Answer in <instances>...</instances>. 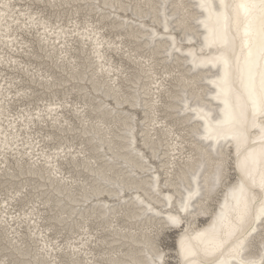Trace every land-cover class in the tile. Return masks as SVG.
<instances>
[{"label":"bare ground","instance_id":"bare-ground-1","mask_svg":"<svg viewBox=\"0 0 264 264\" xmlns=\"http://www.w3.org/2000/svg\"><path fill=\"white\" fill-rule=\"evenodd\" d=\"M60 1L68 7L86 2V14H96L92 10V2H96L94 8L100 7L102 11L100 22L97 23L102 24L114 16L108 28L124 32L112 39L102 32L106 26L98 28L96 22L92 24L85 19L82 26L80 22L74 26V20L78 18L72 22L69 20L66 26H62V20L58 22V19L52 24L49 16L50 20L40 18L42 12L38 10L30 14L31 6H22L24 12L20 20V6H14V0H0V66L4 64L7 69L10 62L14 69L22 70L24 66V72L32 74L30 84L35 81L36 72L38 82L44 80V90L49 92L61 87L57 85L77 82L76 87L81 94H96L94 102H99L83 101L82 106L72 102V106L66 100L57 98L56 102L42 103V108L37 104L36 110H32L36 112L34 114L28 110V106L26 110L23 108L12 116L8 112V102L20 94L26 98V92L31 89L14 90L13 82L20 84V78L2 76L6 72L0 69V174L5 170L8 178L18 180L16 176L20 174L12 170L10 156L16 164V170L33 179L38 176V180L44 182L40 183L38 190L47 188L49 194H40H48L49 197L40 203V208L51 204L55 210L54 215L44 217L42 214H46V210L41 212L34 207L38 206L34 202L28 212L22 208L14 216V210L8 211V208H12L10 204H16L14 198L24 194L16 190L12 198H6L8 202L1 199L0 224L6 230L12 220L16 222L10 230H6L12 240L8 238V250L4 252H9L7 255L17 264H159L156 249L158 241L164 253L163 264H219L220 260L227 259V249L223 257L206 256L202 249L226 201L229 205L234 203L232 189L244 177L242 163L250 152L259 153L261 148V130L260 127L252 126L247 92L239 76L248 59L249 49L252 59L264 65L259 56L264 36V15L259 8L250 9L245 14L240 5L251 3L252 0H134L136 4L132 0H100L99 5L98 0H70L72 4H69V0L49 2L51 6L58 2V7H62ZM89 2L91 6H88ZM255 2L258 4L259 0ZM77 8L79 10L80 6ZM105 8L114 11L109 12ZM70 9L78 14L76 8ZM16 10L18 14H14ZM123 14H130L132 18ZM18 22L24 26L33 25L30 30L34 28L36 38L40 36V46L44 44V50L50 48V54L46 52L44 60H48V56H56L54 44L60 42V56L58 60L54 58V64L63 60L60 66L68 64L70 74H66L62 66L60 72L66 77L50 76L46 70L43 76L38 70L42 64L36 68L30 62V66L21 64L24 62L18 61L17 52L28 56L35 52L30 51V42H24L22 36L17 34ZM70 24L72 28H68ZM28 34L32 36L30 32ZM50 36H54V40ZM74 36L80 38V46H84L79 48L82 56L86 52V44H90V54L83 59L79 57L80 54H70L71 50L76 52L72 46ZM40 50L42 48H38V52ZM108 50L124 52L122 56L134 58L136 64L132 63L137 68L136 72L139 71L138 76H135L136 73L133 76L126 75L120 62L118 66L113 64ZM33 57L36 58V54ZM225 59L228 61L227 71L233 87L232 94L227 97L228 103L238 120L241 106L245 107L248 115L244 125L218 124L225 115L220 114L221 110H226V97L221 93ZM169 66L172 69H168ZM88 67L92 68L91 72H88ZM160 67L164 71L162 76L156 70ZM28 68L34 70L30 72ZM54 68L58 69V66ZM143 68L146 72L142 71ZM260 71L259 67L255 69L257 81ZM5 78L10 82H6ZM84 82L91 85L90 91ZM125 83L130 84L131 87L126 86L130 93L123 89ZM38 87L42 88V84ZM10 88L16 94H10ZM4 98L10 100L4 102ZM67 106L74 108L72 114H80L78 120L80 126L83 124L82 132L81 128L76 130L66 116L68 112L64 110H68ZM135 108H142V120L136 119L137 114L132 111ZM45 118H52L50 124L54 127L58 124L60 134H66L68 129V132H80L86 138V146L83 144L74 150L75 144L66 146V143L73 142H68L67 138H64V144L52 150L40 146V138H32L38 136V132L30 134V130L42 122L46 125ZM255 121L258 126H264V118L259 114ZM238 129L245 131L246 142L232 138L233 132ZM22 130L26 138H22ZM58 138L60 136H56V140ZM42 140L52 141V134L42 136ZM65 162L74 167V174H64L62 165ZM262 168L264 165L257 163L252 169L253 174L258 175ZM25 187L30 188L24 184L20 190L26 192ZM35 190L32 192H38ZM252 196L258 206L260 190L254 189ZM6 212L12 218L6 220ZM170 216L179 217L180 224L170 226ZM202 218L207 221L201 224ZM38 219L50 221L41 224ZM22 224H28L26 232L30 238H38V248H31L28 241L21 237L24 236L20 231ZM169 233H176L177 256L171 254V249L163 244V236ZM200 233H204V236L198 237ZM34 240L30 242L34 244ZM240 240L244 241L242 258L255 264H264V220L249 217L244 229L234 238V242ZM182 241L184 251L181 250ZM189 248L195 255H188ZM0 264H6V259L0 260Z\"/></svg>","mask_w":264,"mask_h":264},{"label":"rangeland","instance_id":"rangeland-1","mask_svg":"<svg viewBox=\"0 0 264 264\" xmlns=\"http://www.w3.org/2000/svg\"><path fill=\"white\" fill-rule=\"evenodd\" d=\"M50 0H48V3H46V0H42V2L40 1H34V0H22L20 2H16V0H14L13 4L14 6H20V20H22V12H24V10H22V6L23 8H25L24 6H31L32 8H30V14H32V12H34V10H38V12H42V16H40V18H44V20H50V18L52 20H50V22H52V24H54V21L56 19H58V22H60V20H62V26H66V23L72 22V20H74V18H78V20H74V26H76V24H78L77 22H80V26H82V21L86 20H90V22H92V24H94V22H100V16H101V8H94V4H96V2H92V10L94 9V12H96V14H86V12L88 13V8H86V10H84V4H86V2H84V4H80L78 2V4H72V2H70L69 0V4H72V6H64V4H62V2L60 1V6L62 7H58V2H54V6L50 5ZM146 1V0H145ZM144 1V2H145ZM132 2H134V0H132ZM144 2H142V4H144ZM90 2L88 3V6ZM100 4V0H98V5ZM125 4H130V2H125ZM134 4H136V2H134ZM134 4H132V6L134 7ZM80 6L79 10L76 7ZM102 7V6H101ZM144 7V6H143ZM70 8H76V10H78V14H74V10H71ZM107 9L109 12L110 11H114V10H110L108 8ZM26 10H28V8H26ZM80 10H82V12H80ZM14 14H18V10H16V12H14ZM122 14V12H121ZM125 16L131 17L130 14H123ZM48 16L50 18H48ZM57 16H60V18H57ZM87 17V18H86ZM110 20H104V22H102V24H96V26H98V28H104V26H106V30H102V32L107 35L110 36V38L114 39V36H118L119 33L124 32V30H118V32H116V30H112V28H108V26H110V23L112 24L113 20H114V16H110L109 17ZM112 18V20H111ZM136 19V18H135ZM24 20H26V18H24ZM68 20V21H67ZM26 24V22H24ZM18 24H20V22H18ZM18 24H16V30H18L17 34H20V36H22V40H24V42H30V48H32V50L30 51H34L36 54V58H32V56H34L33 52H32V56H28V54H22V52H20V54L17 52L15 55H18V58H20V60L18 61H22L24 63L21 64H28V62H30V64H34V68H36V66H40V64H42V68H38V70H40V72H42V75L44 76V70H46V72H50V76L54 75V76H64L66 77V74H70L68 72V68H70V66H68V64H62V66H64V70H66V74H62V72H60V70H62V66H60V62H62L63 60H60V62H58V64H54V62H56V60H58V56H60V54H58V44H60V42H58V44H54V46H56V56H52V58H50V56H48V60H44V56H46V52H48V54H50V48H48V44H46V48H48V50H44V44H42V46H40V40H38V38H40V36H38V38H36V32H34V28H32V30H30V25L28 26H24V24H20V26H18ZM80 26H78V30H80ZM14 27V26H13ZM68 28H72V24H70V26H68ZM38 30H42V28H38ZM28 32H30L31 35L28 34ZM49 32V31H48ZM115 32V33H114ZM188 32H190V30H188ZM70 33V32H69ZM48 35V34H47ZM32 37V38H31ZM50 38H52V40H54V36H50ZM74 38H76V36H74ZM74 38H72V46H74V50H76V52H72V50L70 51V54H74V55H78L80 54L79 57H81V59H83L84 56H88V54H90V44H86V48H84L86 50V52H84V56H82L81 53H79V48L84 47V46H80V38H76V40H74ZM147 38V37H146ZM118 39V38H117ZM120 40H122V38H120ZM120 40H116V41H120ZM126 37L124 36V41H126ZM123 41V40H122ZM23 42V43H24ZM48 42H50V40H48ZM74 42H76V44H74ZM84 42H86V38H84ZM28 47V48H29ZM66 46H64L65 48ZM78 47V48H77ZM38 48H42V50H44V54H42V50H40V52H38ZM77 48V49H76ZM125 51V50H124ZM14 54V52H12ZM52 54H54V52H52ZM92 54H94L92 52ZM108 54H110L112 56V60H113V64H116V66H118V62H120V66H122V68H124V72H126V75L130 74V76H133L135 73V76H138V72H136L137 68L134 64H136V60H134V58L132 59H128L127 55L126 56H122V54H124V52H112V50H108ZM26 56H28V58H26ZM54 58H56V60H54ZM46 59V58H45ZM80 58L78 60H81ZM90 60H92V56H90ZM134 62V64L132 63ZM30 64H28V66H30ZM170 65V64H169ZM174 65V64H173ZM172 65V66H173ZM14 66H16V64H14ZM54 66H58V69L54 68ZM146 66V65H144ZM172 66H169L168 69H172ZM16 68H18V66H16ZM34 68H28V70H30V72H32V70H34ZM87 68V67H84ZM90 68V67H88ZM0 69L2 72H6V74H2V76H12V78H20V84H18V82H13L14 84V90H20V88H22V90H30V92H26V94H28V96H30V94H32V96H30L28 98V96H26V98H24V96H22V94H20V96H22V98H20V96H18V98H12V96H10V98H12V102H8V100H10V98H8V100H6V98H4V102H8V106H10V110H8V112H10V114H12V116H14V112H20L21 109L24 108V110H26V107H30L28 108V110H30V112H32V110H36V105L38 104V106H40V108H42V103H46L48 101L52 102H56L57 98L58 100H66V102H69L70 104H72V102L82 106L83 101H91L93 103H99V102H94V100H96V94L91 95L90 96H84L83 93L81 94L78 91L77 86V82H72L70 81V84L67 85H57V86H61L60 88H54V90H50V88H48L49 91L44 90V88H46V84H44V80H40V82H38V76H36V72H34V82H32V84H30V80H32V74H26V72H24V66H22V70H20V68L18 69H14L12 68V62H10V66H8V68L6 69V66H4V64H2V66H0ZM71 70V69H70ZM92 68H90V70H88V72H91ZM156 70H158V73L160 74V76H162V74H164V71H162V68H156ZM144 72H146V70H143ZM161 71V72H160ZM157 73V72H156ZM24 74H26V76H28V78H26V76H24ZM120 74H123L122 72H120ZM82 76V74H81ZM146 76H150V74H146ZM37 79V80H36ZM6 82H10V80H8V78H5ZM146 82H150V80H144ZM86 82H88V80H86ZM86 82H84V84H86ZM5 83V82H4ZM40 84H42V88L38 87L40 86ZM83 84V85H84ZM123 89L127 92L130 93V90H126V86H130V84H123ZM85 86H87L89 89L88 91H90V84H86ZM131 87V86H130ZM134 87V86H133ZM72 88V89H71ZM14 90H12V88H10V94H16V92H14ZM92 91V90H91ZM54 92V94L52 93ZM97 95H101L102 94H97ZM88 98H90V100H88ZM109 103L114 104V102H112V100H108ZM44 106H46V104H44ZM72 106H74V104H72ZM80 106H76V108H80ZM68 110H64L65 113L68 112V114H66L67 117H69V119L71 120V122L73 123V125L75 126L76 130H78V128H81L80 131L82 132V126H80V120H78V118H80V114H78V116H76V114H72V112H74V108H70V106H67ZM126 108H128V105H126ZM85 110V108H84ZM130 110V108H129ZM141 110V111H140ZM140 110H138V108H135L132 111H135L137 116L136 119L137 120H142V108H140ZM224 108L221 110L220 114H225V110ZM83 111V110H82ZM33 114L36 112H32ZM10 114H8V116H10ZM161 114V113H160ZM22 115H24V112H22ZM14 120H16V118H14ZM13 120V121H14ZM46 120V125H44V122H42V124H40V126H38V124H36V126H34V128H32V130H30V134H34V132H38V136H32V138H34V140H36V138H40V140H38V142H42V144H40V146H45L44 148H50V150H52V148H57L59 144H64V142H66V140H64V138L68 139V142H72V144L66 143V146H74V144L76 146H74V150H78V147H82V145L84 144V147L86 146V138H84V136H82L80 134V132H68V130H66V134H60L61 131H59L60 128H58V124H56V127L52 126V124H50V120H52V118H50V120H48V118H45ZM60 120H62V118H60ZM63 121V120H62ZM20 124V122H19ZM32 125V124H31ZM66 124H64L65 127ZM72 125V126H73ZM61 126V125H60ZM40 132L42 133V136H48V134H52V141L48 142V140H46V142H44V140H42V136H40ZM23 136L22 138H26V136H24V130H22ZM26 134H28V132H26ZM56 136H60V138H58L56 140ZM34 140H32V142H34ZM60 140H62V142H60ZM24 143V140H22V144ZM37 148L36 147V152H37ZM22 149V148H21ZM26 148H24L25 150ZM72 150V151H74ZM46 152H48V150H46ZM13 156V155H12ZM16 158H18V156H16ZM10 162H12V164H10V166L13 168L12 170L16 173V174H20V176H16V178H18V180H14V178H8V175L6 174L5 170H2V174H0V200H6V198H8V196H10V198H12V196L14 194H16V190H18V192H20V194H24V196H18V198H14V202H16V204L12 203L10 204V206H12V208H8V211L10 210H14V212H12L14 214V216H16V212H20V210H24V212H28V208H32V204L34 202H37L38 206H34L35 208H38L39 210H46V214H42V216H51L54 215L55 210L54 207L51 204H48V206H50V210H48V206H46V208H44V206L42 205V208H40V203L44 202V200H46L49 196V192L46 188V190H38V186H40V183H44V182H40V180H38V176H34V179L32 178V176H26V173H21L18 170H16V164H14V160H12V158H10ZM17 160V159H16ZM25 161V159H23ZM68 162H65L62 167L64 170V174H70L68 172H72V174H74V167L70 164V166L68 165ZM15 168V170H14ZM65 168V169H64ZM72 170V171H71ZM22 174H24V176H22ZM76 174V173H75ZM2 176H4V178H2ZM9 179V180H8ZM83 179V177H82ZM45 180V179H44ZM20 182V183H18ZM36 182H38V184H36ZM47 183V182H46ZM24 184H26V186H30L29 187H25L24 190H26V192H22V190H20L21 186H24ZM34 188H36V190H38V192H32V190H34ZM42 188H44V186H42ZM35 190V191H36ZM40 192H48V194H40ZM78 193V192H76ZM28 194H30V196H28ZM53 196H56V194H53ZM31 198V199H30ZM55 199V198H54ZM80 199V198H79ZM6 202H8V200H6ZM2 204H4V202H2ZM53 204V203H52ZM26 209V210H25ZM50 212H52V214H50ZM8 212H6V220H8V218H12L11 216H8ZM2 216H4V214H2ZM0 220H2V218H0ZM20 220H22V218H20ZM31 220V218H30ZM30 220H28V222H30ZM36 220V218H34V221ZM40 220V219H38ZM50 220H45L44 222H42V220H40L41 224H46L48 223ZM207 221L206 218H202L200 220V223H205ZM22 222H26V220H22ZM4 224H6V222H4ZM14 224H16V222H14V220H12V224H10V226H8V228H6V230H10V228H12V226H14ZM18 224H20V222H18ZM26 226H28V224H26ZM26 226H24V224H22V226H20V228H22L21 233L24 234V236H21L24 238V241H28V243L31 245V248H38V246H40V244L36 243V240H38V238H36V240H34V238H30V234H28V232H26ZM0 228H2V230H0V260L2 261L3 259H6V264H17L15 260H13L9 255H7L9 252H4V250H8L6 249V246H8V244H6V242L12 240V238H10V236H8V234H6V230H4V226H2V224H0ZM30 228H32V226H30ZM14 230H18V228H14ZM38 230H36L37 232ZM50 233H48L47 235H49ZM163 244L165 247H168L171 249V254H173L174 256L176 255V248H177V236L176 233H169V235H164L163 236ZM8 238H10V240H8ZM30 240H34V244H32V242H30ZM40 242H42L40 240ZM26 243V244H28ZM36 244H38V246H36ZM43 246V244H42ZM6 256V257H5Z\"/></svg>","mask_w":264,"mask_h":264},{"label":"snow or ice","instance_id":"snow-or-ice-1","mask_svg":"<svg viewBox=\"0 0 264 264\" xmlns=\"http://www.w3.org/2000/svg\"><path fill=\"white\" fill-rule=\"evenodd\" d=\"M240 7L244 9L246 15L250 9L254 8H259L261 14L264 15V0H259L258 4L255 0H252L251 3L241 4ZM262 32H264V28H262ZM259 56L264 61V36L261 39ZM224 64L225 74L221 78V93L226 97V110L223 120L219 121L218 124L227 126L236 124L244 125L247 122L248 115L245 107L241 106L238 120L237 115L232 111V106L228 103L227 97L232 94L233 87L229 79V73L227 71L228 61L226 59L224 60ZM258 67L261 68V71L259 72V80L257 81L255 69ZM239 79L247 92V100L250 104L252 114V126L260 127L261 130V148L259 153L255 151L250 152L245 158V161L241 165L244 171V177L232 189L234 203L229 205L226 201L224 207L217 214V221L213 225L212 234L204 242L202 251L206 256L219 255L223 257L225 255V249H227V259L220 260L219 264H255L254 261H246L242 258L244 241L234 242V238L238 232L244 229L249 217L254 220H264V168L260 170L258 175H254L252 171L257 163L264 165V126H258L255 121L257 114L264 118V65L257 64L252 59L251 49H249L248 59H246L245 66L240 72ZM232 138L238 142H246L247 140L245 131L242 129L234 131ZM221 168H223V164H221ZM257 188L261 193L258 206L256 205L255 197L252 196V191ZM184 207L186 209L187 206L185 205ZM168 221L170 226L180 224L179 217L170 216ZM249 230L252 229L249 228ZM203 236L204 233L198 234V237ZM156 249L159 264H163L164 253L159 248L158 241L156 243ZM181 250L184 251L183 241L181 242ZM187 252L189 256L195 255V252L191 248Z\"/></svg>","mask_w":264,"mask_h":264}]
</instances>
